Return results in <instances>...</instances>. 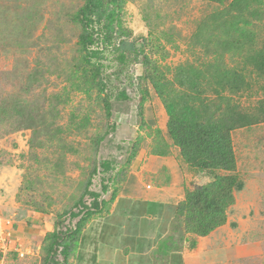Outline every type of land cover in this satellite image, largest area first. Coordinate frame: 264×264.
<instances>
[{
	"label": "rangeland",
	"instance_id": "1",
	"mask_svg": "<svg viewBox=\"0 0 264 264\" xmlns=\"http://www.w3.org/2000/svg\"><path fill=\"white\" fill-rule=\"evenodd\" d=\"M82 2L0 0V186L11 195L15 193L18 203L17 209L1 212L11 217L12 222L15 219L19 222L22 215L28 216L41 227L24 232V244L18 241L24 256L6 255L7 251L0 258L1 264H41L45 234L53 229L57 215L79 198L95 163L98 172L93 176L91 189L99 192L100 200L110 201V205L88 223L84 231L88 237L81 239L69 264H96L93 258L96 244L91 240L98 241L101 248L104 245L112 250L98 264H119L114 259L121 256V251L116 255L115 249L123 248L126 243L129 247L127 238L118 233L113 239L121 241L102 242L99 233L90 226L102 222L113 208L118 217L122 206L116 207L115 202L123 195H139L141 190L148 191L150 186L160 184L170 186L171 181L165 179L169 169L164 164L168 160L162 157L169 155L175 159L177 176L184 178L174 181L177 186L173 187L175 193L183 196L181 201L194 184L213 180L207 172L191 168L170 137L165 103L150 82L141 80L143 56L134 61L128 56L127 62L122 63L113 50L103 54L102 73L108 92L112 93L109 119L96 91L87 95L72 89L68 76L77 54L80 29L70 21L69 14ZM219 7L222 8L211 0H126L121 14L123 26L133 32L129 39L138 46L142 44L153 63L173 79L181 65L204 68L211 61L217 46L206 48L201 43L195 44L193 37ZM250 28L255 37L244 53L232 51L226 56L227 64L242 70L251 85L233 95L246 110H253L264 100V76L255 71L251 61L247 63L246 57L247 53L264 49V15L254 20ZM143 89L149 90L145 101H142ZM209 96L213 99L215 93L210 91ZM81 118H88L89 123L76 128L73 122ZM101 135L103 138L99 139ZM232 138L237 173L244 188L236 191L235 204L228 209L226 223H236L229 226L231 230L216 235L232 236L242 255L248 257L234 260L226 253L224 261V254L219 253L220 260L223 259V264H264V122L235 129ZM103 162L110 163L108 170L104 171ZM179 163L184 166L182 171ZM51 199L48 212L40 217L33 202L45 207ZM93 200L87 195L86 205L90 206ZM144 212L140 208L129 214L141 216ZM64 218L62 227H74L78 220L70 215ZM164 220L143 218L141 221L144 222L141 228L148 232L152 231L153 222H171L165 243L162 247L159 243L160 250L155 249L163 257V264H167L166 256L174 249H190L191 254H196L192 255V264H200L209 249L204 241L203 251L198 250V245L190 247L191 239L197 238L198 242L202 239L187 230L186 216L168 210ZM223 245L227 247L228 243ZM110 258L111 261L106 260Z\"/></svg>",
	"mask_w": 264,
	"mask_h": 264
},
{
	"label": "trees",
	"instance_id": "2",
	"mask_svg": "<svg viewBox=\"0 0 264 264\" xmlns=\"http://www.w3.org/2000/svg\"><path fill=\"white\" fill-rule=\"evenodd\" d=\"M125 1L83 0L69 14L70 21L80 29L76 42L77 54L68 76L70 85L73 90L87 95L96 91L109 119L112 115V93L108 92L102 73L103 54L113 50V53H118L122 63L127 62L128 56L133 61L143 56L144 73L141 80L150 82L165 103L169 117L168 132L174 144L179 146L191 168L212 175V181L194 184L191 190L187 189L185 199L174 207L176 214L186 216L185 224L189 232L200 237L208 236L226 223L228 209L236 201V191L244 188V182L237 173L232 132L264 122V100H260L253 110L242 109L235 101L233 95L246 91L251 85L242 70L230 67L226 62L229 52L244 53L246 45L252 43L255 34L250 26L264 15V0H211L222 8L212 12L193 38L195 44L201 43L206 48L217 46V51L211 61L203 63L204 68L193 64L177 67L173 79H169L160 66L153 63L142 49V44L138 46L135 40L129 39L133 32L123 26L121 14ZM246 57L247 63L251 61L255 71L264 76V49L247 53ZM142 91V101H145L149 90ZM210 91L215 93V98L209 96ZM226 92L231 95H226ZM121 95L126 97L125 92ZM73 123L76 128H84L89 120L81 118ZM102 138L103 135L99 137ZM102 166L104 171L108 170L110 163L103 162ZM97 172L98 165L95 163L79 198L57 215L53 229L45 234L41 264H69L77 253L88 223L109 208L110 201L100 200L99 192L91 189L93 176ZM87 195L94 199L90 206L85 203ZM50 201L45 207L42 203L33 202L34 209L39 213L48 212L53 200ZM67 215L72 219L78 218L74 227H62ZM165 241H160L161 247ZM197 245V238L190 240L191 248ZM159 247L158 250L161 249ZM8 254L19 257L18 252L10 251ZM2 257L4 254L0 252Z\"/></svg>",
	"mask_w": 264,
	"mask_h": 264
},
{
	"label": "crops",
	"instance_id": "3",
	"mask_svg": "<svg viewBox=\"0 0 264 264\" xmlns=\"http://www.w3.org/2000/svg\"><path fill=\"white\" fill-rule=\"evenodd\" d=\"M167 158L164 161L169 171H168V177L165 176V179L167 181H171V185H164L160 184L155 187L149 188L148 191L141 190L138 194L133 195H123L121 198H119L115 202V206H122L121 211L119 212L118 217L114 215V208L112 210V213L107 214L106 217H103L102 222H94L95 224L90 226L91 229L95 228L96 231L99 233V238L102 242H119L120 238L118 240L113 239L117 238V234H120V237L127 238L125 242H130L129 247L127 246V243L124 245L123 248H116V255L119 254V251H121V256H116V261H118L119 264H163V257H160L155 252V249L158 248V245L160 241L168 235L170 231V223L171 222H153L152 224V231L148 232L147 230L142 229L141 227L144 225V222H141L143 218H158L161 219V221H166L164 218L167 217V211L170 210L174 212V207L181 201L180 193H175L173 187L177 186L174 181L177 179L183 180L184 178L177 176V170H176V160H172L169 155L162 157ZM183 165L178 164V168L180 171L183 169ZM194 173V172H193ZM163 175V174H162ZM189 182H187L188 184ZM186 184V183H185ZM179 187V186H178ZM183 188V187H182ZM15 193L11 195V192L6 189V191L3 190L2 186H0V214L2 217H6L3 215V211H9L13 209H17L18 203L16 202ZM152 205V206H151ZM172 206V207H171ZM114 207V206H113ZM133 207V208H132ZM140 208H143L145 212L143 215L139 216L134 214L130 215L129 213L131 211L136 212ZM149 210H153L152 212ZM2 211V212H1ZM40 217L43 216V214L38 213ZM129 214V215H128ZM45 216V215H44ZM133 216V217H132ZM132 217V219H130ZM11 218V217H8ZM14 218V217H13ZM141 219V220H139ZM114 220V221H113ZM135 220V222H133ZM16 221V222H15ZM14 221V232L17 236L20 237V241L22 244L25 243L24 238V232L29 231V228H36V230L41 228L36 222H32V219L28 218V216H21V219L19 222L15 219ZM33 223V224H32ZM101 223V224H100ZM150 223V222H146ZM169 223V225H168ZM236 222H227L225 225L220 226L216 230H214L210 235L201 237L202 241L200 240L198 243V250L203 251V246L206 245V247L209 249L206 255H203V261L204 263L200 264H223L225 261V254L230 253L231 258L234 260L242 259L244 256L248 255H242V253L239 250V247L237 246L236 239H234L232 236H226V235H216L217 232H226L230 229V225L234 224ZM29 224L32 227H29ZM167 224V225H166ZM20 225V226H19ZM47 227L50 228V223L47 222ZM108 227V228H104ZM48 228V229H49ZM32 230V229H31ZM219 234V233H218ZM87 232L84 234L83 238H87ZM131 239H133L131 241ZM96 244L93 252V258L94 263L98 264V262L102 259L105 255H110L109 252L112 251L111 248H103L99 247L97 244L98 241L91 240ZM121 241V240H120ZM204 241V242H203ZM202 242L204 245L202 246ZM227 244L228 246H222V244ZM232 243H235L234 245ZM25 246V245H24ZM190 249H182L180 251L172 250L166 258L169 259L167 264H192V252L189 251ZM194 250V249H192ZM223 251V252H221ZM220 254H224V261L220 260ZM81 257V256H80ZM119 257V258H118ZM248 257V256H246ZM108 261H111L110 259H106ZM121 260V261H120ZM175 260V262L173 261ZM0 260V264H1ZM216 262V263H215ZM3 263V262H2ZM195 264V263H193ZM199 264V263H198Z\"/></svg>",
	"mask_w": 264,
	"mask_h": 264
},
{
	"label": "built area",
	"instance_id": "4",
	"mask_svg": "<svg viewBox=\"0 0 264 264\" xmlns=\"http://www.w3.org/2000/svg\"><path fill=\"white\" fill-rule=\"evenodd\" d=\"M12 218L2 217L0 214V251L6 253L7 251L18 252L19 256H24V251L19 245L20 237L14 232V220Z\"/></svg>",
	"mask_w": 264,
	"mask_h": 264
}]
</instances>
